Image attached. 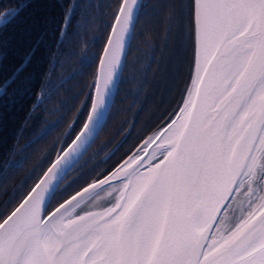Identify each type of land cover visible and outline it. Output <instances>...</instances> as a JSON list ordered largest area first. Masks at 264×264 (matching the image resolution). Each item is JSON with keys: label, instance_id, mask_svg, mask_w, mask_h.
I'll return each instance as SVG.
<instances>
[{"label": "snow or ice", "instance_id": "snow-or-ice-1", "mask_svg": "<svg viewBox=\"0 0 264 264\" xmlns=\"http://www.w3.org/2000/svg\"><path fill=\"white\" fill-rule=\"evenodd\" d=\"M139 8L118 0L83 126L0 216V264H264V0H190L181 102L110 172L52 204L106 123ZM102 193L109 206L78 214Z\"/></svg>", "mask_w": 264, "mask_h": 264}, {"label": "trees", "instance_id": "trees-1", "mask_svg": "<svg viewBox=\"0 0 264 264\" xmlns=\"http://www.w3.org/2000/svg\"><path fill=\"white\" fill-rule=\"evenodd\" d=\"M69 3L74 11L60 38ZM117 3L0 0V12L17 10L0 26V84L6 82L0 95V216L50 164L69 125L73 122L62 148L81 127ZM189 4L144 0L106 123L61 189L72 192L109 172L181 102L192 66ZM129 126L119 147L103 161Z\"/></svg>", "mask_w": 264, "mask_h": 264}, {"label": "water", "instance_id": "water-1", "mask_svg": "<svg viewBox=\"0 0 264 264\" xmlns=\"http://www.w3.org/2000/svg\"><path fill=\"white\" fill-rule=\"evenodd\" d=\"M138 2H139V4H140V8H139V10H138V15H139V12H140L141 6L144 4V0H138ZM15 12H17V10H15ZM11 17H12V16H7V20H9ZM136 21H137V19H136ZM136 21H135V25H136ZM112 22H113V21H112ZM1 23H4V19L0 21V24H1ZM134 28H135V27H134ZM134 28H133V30H132V36H133ZM64 33H65V31H64ZM64 33H63V34H60V38L63 37ZM109 33H110V30H109ZM109 33H108V35H109ZM132 36H131L129 42L127 43L125 49H124L123 52L121 53L122 67H121V70H120V72H119V76H118L117 83H116V88L114 89V93H115V94H116L117 87H118V85H119V81H120L121 76H122V73H123V69H124V65H125V60H126V57H127V53H128L129 47H130V43H131V40H132ZM107 37H108V36H107ZM106 42H107V39H106V41H105V44H106ZM105 44H104V45H105ZM103 50H104V46H103L102 52H101V54H100L99 60H98V62H97L94 81H95V79H96V77H97L98 74L101 75V78H102V75H103V74H102V70H101V65H100V58H101L102 55H104V51H103ZM191 69H192V66H191ZM190 80H191V74H190V77H189V80H188L187 85L190 83ZM4 85H5V84H4ZM4 85L0 87V94L2 93V89H3ZM187 85H186V86H187ZM185 90H186V88H185ZM185 90H184V93H185ZM93 91H94V82H93V87H92V91H91V93H92ZM184 93H183V95H184ZM115 94H114V97H115ZM182 97H183V96H182ZM113 100H114V99H113ZM181 100H182V99H181ZM112 104H113V102H112ZM90 105H91V96H90L89 107H88V110H87V114H86V116H85V118H84V121H85L86 118H87V115H88V111H89ZM111 106H112V105H111ZM110 109H111V107H110ZM110 109H109V112H110ZM109 112H108V114H109ZM108 114H107V116H108ZM84 121H83L81 127L83 126ZM72 124H73V122L71 123V125H72ZM81 127H80V128H81ZM70 128H71V127H68V129L66 130V132H65V134H64V136H63L62 142L60 143V145H59V147H58V149H57V151H56V153H55L53 159L51 160L50 164L45 168L44 171H46L49 167H51L52 162L56 159L57 153H58V152H62L63 149H67L68 145H69V144L71 143V141L75 138L76 134L80 131V128H79V130H78L77 133L74 135V137L71 139V141H70V142H69L64 148H62V143H63L64 137L68 134ZM100 130H101V128H100L99 131L95 134L94 138L90 141V143H88V144L86 145V147L82 150V152L78 155V157H77V158L74 160V162L71 164V167L68 169V171H67L66 174L64 175V178L61 179V180L59 181V186H58L57 190H59V189H61L62 187H64V184L61 185V183H62L63 180L65 179V176H66L67 173H68V172H69V171H70V170H71V169H72V168H73V167L79 162V160L84 156V154L88 151V149L91 147V145L93 144V142H94L95 139L97 138V136H98ZM127 133H128V132H126V134H127ZM126 134H125V135H126ZM151 134H152V133H150V134H148L146 137H144V138L142 139V141L145 140V139H147V137L150 136ZM125 135L122 137V139H121V140H120V141H119V142H118V143H117V144H116V145H115V146H114V147H113V148H112L107 154H105V155L103 156V158H102L103 161H105L106 159H108L109 156L112 155V154L114 153V151L118 148V146L120 145V143L123 141ZM142 141H141V142H142ZM141 142H140V143H141ZM140 143H139V144H140ZM139 144H138V145H139ZM135 149H136V148H135ZM135 149H134V150H135ZM134 150H133V151H134ZM133 151H132V152H133ZM132 152H131L129 155H131ZM129 155H127V156H129ZM143 155H144V154L141 153V156H143ZM127 156H126L124 159H126ZM111 170H112V169H111ZM111 170H110V171H111ZM110 171H109V172H110ZM42 173H43V172H42ZM106 174H107V173H106ZM41 175H42V174H41ZM86 203H87V202H86ZM86 203H85L84 205H82L81 208L78 210V214H79V213H82V212H84V211H89V210L98 211V210H100V209L103 208V207H107V206H109V204H108V205H104V206H98V207H95V208L84 209V208L86 207V205H87ZM82 209H83V210H82Z\"/></svg>", "mask_w": 264, "mask_h": 264}, {"label": "rangeland", "instance_id": "rangeland-1", "mask_svg": "<svg viewBox=\"0 0 264 264\" xmlns=\"http://www.w3.org/2000/svg\"><path fill=\"white\" fill-rule=\"evenodd\" d=\"M178 49L180 50L181 46L179 48L177 47V50ZM179 50H178V52H179ZM141 67H145V66L140 65L139 66V70L140 71H142ZM129 68L132 69V65ZM129 74H130V72H129ZM101 196L103 197V199H101V200H96V198H93L91 201H88L86 203L87 205H86V207L84 209L94 208V207H92L94 204L97 205V207H98V206L108 205V204H110V202H112L109 197L105 196V194L102 193Z\"/></svg>", "mask_w": 264, "mask_h": 264}, {"label": "flooded vegetation", "instance_id": "flooded-vegetation-1", "mask_svg": "<svg viewBox=\"0 0 264 264\" xmlns=\"http://www.w3.org/2000/svg\"><path fill=\"white\" fill-rule=\"evenodd\" d=\"M5 16H9V15H8V14H5ZM3 19H4V16H1V17H0V21L3 20ZM7 21H8V20H7ZM5 23H6V22L1 23L0 26H2V25L5 24ZM4 84L6 85V82H4L3 84H0V87L3 86ZM5 85H4V87H5ZM4 87H3V89H4ZM3 89H2V93H3ZM2 93H1V94H2ZM1 94H0V95H1ZM130 129H131V126H129V128L127 129L126 132L129 133ZM126 132H125V134H126ZM128 133H127V134H128ZM125 134H124V135H125ZM127 134H126V135H127ZM126 135H125V137H126ZM125 137H124V138H125ZM62 139H63V138H62ZM121 139H122V138H121ZM123 140H124V139H123ZM61 142H62V140H61ZM61 142H60V143H61ZM60 143H59V145H60ZM120 144H121V143H120ZM58 147H59V146H58ZM118 147H119V146H118ZM57 149H58V148H57ZM109 151H110V150H109ZM109 151H108V152H109ZM108 152H107V153H108ZM114 152H115V151H114ZM110 156H111V155H110ZM110 156H109V157H110ZM3 211H4V209L0 211V212H1L0 214H2Z\"/></svg>", "mask_w": 264, "mask_h": 264}, {"label": "bare ground", "instance_id": "bare-ground-1", "mask_svg": "<svg viewBox=\"0 0 264 264\" xmlns=\"http://www.w3.org/2000/svg\"><path fill=\"white\" fill-rule=\"evenodd\" d=\"M69 131H70V130H69ZM68 134H69V132H68ZM68 134H67V135H68ZM67 135L64 137V140H65V138L67 137Z\"/></svg>", "mask_w": 264, "mask_h": 264}]
</instances>
